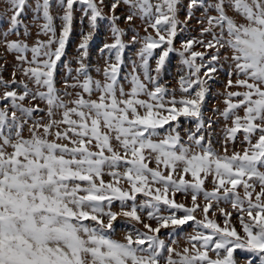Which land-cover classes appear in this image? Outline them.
Segmentation results:
<instances>
[{"label":"snow or ice","instance_id":"obj_1","mask_svg":"<svg viewBox=\"0 0 264 264\" xmlns=\"http://www.w3.org/2000/svg\"><path fill=\"white\" fill-rule=\"evenodd\" d=\"M5 3L12 15L7 30L0 32V44L15 54V63L11 79L5 80L8 62L0 56V88L6 89L0 95V264H236V250L254 254L264 264V0H113L108 15L104 0H57L63 9L58 35L51 0H37L36 17L42 13L43 20L37 37L48 39L37 38L31 47L7 39L13 33L19 36L27 0ZM77 4L92 31L82 34L74 77L65 64L68 76L61 90L56 76ZM121 4L126 6L122 17L116 15ZM197 10L200 38L183 40L175 49L180 26L196 18ZM181 11L183 21L178 18ZM135 18L143 22V36L132 25ZM104 19L113 43L104 44L101 55L106 50L111 60L114 52L115 62H106L101 82L89 74L85 60L98 20ZM121 19L134 33L131 43L140 44L143 74L141 80L134 63L130 79L124 78L130 85L127 92L119 78L121 53L128 46ZM206 35L211 39L205 41ZM196 45L204 51H193ZM222 50L231 53L223 57L231 60L225 107L212 110L216 120H206L203 104L209 82L222 70L217 67ZM174 51L188 69L179 77V99L159 83L166 58ZM233 86L245 90L227 91ZM94 94L96 99L91 98ZM26 100L31 106H24ZM221 117L223 151L218 152L212 137ZM180 118L195 121L194 129L185 130L186 140ZM238 139L242 151L234 150ZM209 178L210 190L205 188ZM178 193L190 194L191 206L177 203ZM138 195L144 197L139 203ZM114 202H119V211H112ZM145 212L155 227L142 219ZM234 214L243 235L230 222ZM118 217L142 224L143 230L134 228L123 240L114 239ZM189 222L195 233L187 237L190 248L176 251L160 238L161 229L175 234Z\"/></svg>","mask_w":264,"mask_h":264},{"label":"rangeland","instance_id":"obj_2","mask_svg":"<svg viewBox=\"0 0 264 264\" xmlns=\"http://www.w3.org/2000/svg\"><path fill=\"white\" fill-rule=\"evenodd\" d=\"M42 2V0H41ZM113 0H104V7H103V12L105 15L109 14V7ZM183 2L186 4L187 0H183ZM37 0H27V4L24 8V12L21 17V25L19 27V36H17L15 33L9 35L7 39L9 40H22L26 42L30 47L35 43L37 38L40 40H47V36H39L37 37V33L39 32L40 25L43 23L42 20V13L39 18L36 17L35 13V7H36ZM10 6L5 3V0H0V21H3L2 26H0V32L6 31L7 28L9 27L7 21L10 19L12 12L9 10ZM50 14L53 15L54 17V26L57 29V35L59 33V29L61 27V21L59 17L63 14V9L59 7L57 0H51V7H50ZM126 14V6L121 4L118 9L116 10V15L118 16H123ZM210 15H215L214 12H210ZM229 15H235L233 11L228 12ZM201 16V11L197 10L195 13L194 19L188 22V24L181 25L180 30L178 31L177 37L174 39V47L175 49L179 50L181 47V41L186 40L188 38L199 37V28L201 27L200 25L197 24V18H200ZM83 17V20L81 19ZM178 18L183 21L184 20V12L181 11L179 13ZM132 25L135 27L136 31L139 32L140 36L144 35L143 31V22L135 18L132 21ZM27 26L29 35L27 37L24 36V28ZM119 27L121 29H124L126 31V35L122 37L124 43L128 45L125 50L121 53L122 56V64L119 72V78H120V83L124 85L125 91L127 92L129 90V83L127 80L124 78L127 76L129 79L131 75L133 74V64L135 63L137 65V74L140 75L141 80H143V74L142 70L139 69V59L137 56L138 49L140 47L139 43L132 44L131 43V38L133 36V31L128 30L129 25L125 23L123 19L119 21ZM90 31H92L89 27V22L86 16H84L83 9L79 4L74 5V15H73V22H72V27H71V32L69 36V40L67 42L66 46V55L62 58V62L59 64L58 68V73L56 76L57 79V85L56 87L58 89H63L64 88V78L68 76V71L67 68L65 67V64L68 65L69 68L72 69L71 76L74 77L76 75L75 69L78 67V65L75 63V59L78 55L77 52V47L79 43L82 40V34H88ZM149 33H152V35H155L154 31L149 28L148 29ZM3 36H0V40H3ZM205 41L211 39V36L206 35L203 37ZM110 44L113 43V38L111 36L110 32V25L107 19L104 20H98L97 23V28L93 32V36L91 40L89 41V46H88V57L85 60L86 65L88 66L89 74L92 76L94 80H100L101 82L104 81L103 77V70L106 66V62L108 63H114L115 62V53H112L111 60H109L108 52L105 50L104 54L101 55L100 49L103 47L104 44ZM193 51H201L203 52L204 49L200 47L199 45L194 46L192 49ZM159 49L156 50V53H159ZM211 51L209 50L208 55H211ZM227 54L229 57L231 55L230 51H221V58L220 61L217 65L218 68H222L221 71H218L215 74V77L212 81L209 82V92L206 95V100L203 104V114L205 119L207 120L208 118H212L213 120H216L218 117L217 115L213 114V109H220L223 110L225 105L223 104V99H224V93L226 91L225 85L227 83L228 77L226 76L227 71L229 70V64H231V60L229 59L228 62H225L223 57L224 55ZM0 56H3V58L8 62V68L7 71L3 72L2 75L5 80H10L11 79V65L15 63V54L14 53H7L5 51V48L3 44H0ZM30 56V53H29ZM4 61L0 60V64H2ZM199 62V61H197ZM150 69L154 70L155 69V59L150 60ZM234 67V65H233ZM97 69L100 71L97 72ZM188 69L186 66H184L181 63V57L178 54V51H174L169 54V56L166 58L165 65L162 68V71L160 73L159 77V83L163 86H165L169 93H172L173 90L175 91V96L177 99L181 97V92L179 90V77L187 75ZM152 74H155L154 71ZM203 75V70L201 72V76ZM17 79H21L20 76H17ZM236 77L233 76L232 80L233 82L235 81ZM68 82L72 83L71 77H68ZM29 87H33V85L29 84ZM6 89L0 88V95L5 91ZM245 89L240 88L238 86H233L227 91H244ZM73 93L75 91H78V89H70ZM92 99H96V95L94 94ZM141 99H147L146 97H140ZM33 104L37 102H32ZM3 104L0 103V107H2ZM25 107L31 106L29 101L24 102ZM41 108L46 109V105L43 103H40L39 105ZM240 115H243V111L241 110ZM40 115H43L41 113ZM34 118H39L35 116ZM56 119H59V115L55 117ZM230 124V121H229ZM31 125V121H29L28 125H25L24 130H23V135L25 138L29 136L28 132V127ZM224 125V120L223 118H219V123L214 125V135L212 137V143L214 148L218 152L223 151L222 143H223V137L221 134V129ZM167 128V126H165ZM195 127V121L192 120H185L184 118H180V133L181 136L184 137L186 140L185 136V130L186 129H194ZM158 139V138H157ZM229 154L232 153L233 147L230 144L229 145ZM235 151H242L241 148V143L240 140L238 139L236 141V147L234 149ZM150 167H156L154 163H151L149 165ZM264 170V169H262ZM122 171V169H121ZM178 178V177H177ZM187 179H191L190 176L186 177ZM105 181H108L110 178L105 175L104 176ZM123 187L127 188L128 185L124 183L122 185ZM212 187L211 184V179L209 178V181L206 182L205 188L210 190ZM256 191H259V186L257 185ZM240 195L243 196V190L240 189ZM144 199L143 196L138 195L137 203L140 202V200ZM175 200L177 203H184L187 206H191V196L190 194L185 196L184 194L178 193L175 196ZM198 203H203L202 197L198 198ZM119 202H114V206L112 208V211H119ZM221 207H224L225 209L232 211L231 205L230 204H221ZM165 206H161L163 209ZM161 214H167L165 212H161ZM142 219L150 223L152 227H155V221H150L146 217V212L145 213H140ZM196 216L198 219L202 218V214L200 212L196 213ZM211 218V217H210ZM217 222L223 226V220L221 217H219V214L216 216ZM107 221L105 220V223ZM231 224L234 225L237 229L238 232H241V225L238 222V220L235 218V214L233 215L231 219ZM115 224V234L113 236L114 239L117 240H123L124 236L128 231L135 229H140L143 230L142 224H137L134 221H129L127 218L123 217H118L117 221L114 222ZM207 231V230H205ZM195 234L192 222H189V224L183 226L181 229L177 230L175 234H173L172 229H161L160 233V238L164 239L166 243L170 244L172 247L176 249V251H182L184 247H191L187 243V237L189 235ZM241 235L243 233L241 232ZM175 241V242H173ZM212 258H215V256L212 253H209ZM235 260L236 264H248L249 261L252 262V264H259V258L256 257L254 254H249L245 251L242 250H236L235 251Z\"/></svg>","mask_w":264,"mask_h":264}]
</instances>
